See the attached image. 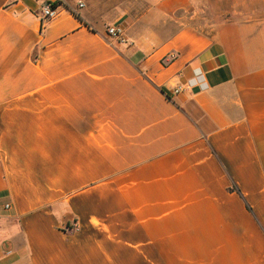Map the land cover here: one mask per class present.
I'll list each match as a JSON object with an SVG mask.
<instances>
[{"label":"crops","instance_id":"0c3cea01","mask_svg":"<svg viewBox=\"0 0 264 264\" xmlns=\"http://www.w3.org/2000/svg\"><path fill=\"white\" fill-rule=\"evenodd\" d=\"M59 1L0 0V264H264V0H81L43 30Z\"/></svg>","mask_w":264,"mask_h":264},{"label":"built area","instance_id":"2783aa9c","mask_svg":"<svg viewBox=\"0 0 264 264\" xmlns=\"http://www.w3.org/2000/svg\"><path fill=\"white\" fill-rule=\"evenodd\" d=\"M75 7H70L69 3L66 1H59L55 3H46L41 8L40 19H41V27L44 30L46 26L56 20L62 13V11H70L74 14H77L78 10H81L85 7L84 2L81 0H73ZM107 36L113 39H116L119 43H126V33L125 28L123 26H110L107 28ZM174 57H172L170 61H172ZM202 82L201 75H198L195 79H192L188 82V87L192 88L197 86ZM206 84L202 83L200 88L202 90L206 89ZM181 88L176 90V93L180 91Z\"/></svg>","mask_w":264,"mask_h":264},{"label":"rangeland","instance_id":"374dc122","mask_svg":"<svg viewBox=\"0 0 264 264\" xmlns=\"http://www.w3.org/2000/svg\"><path fill=\"white\" fill-rule=\"evenodd\" d=\"M240 1V5H237L236 2ZM235 3V5H233ZM200 7L204 10L205 13L202 14L204 22L212 21L214 17L217 15V11L223 10L225 11V18H229L232 16L233 11L239 9V13H241L240 17H236L237 19L247 18L249 16L250 10V2L248 0H209L207 3L200 5ZM201 23V21H199ZM210 25V24H208Z\"/></svg>","mask_w":264,"mask_h":264}]
</instances>
